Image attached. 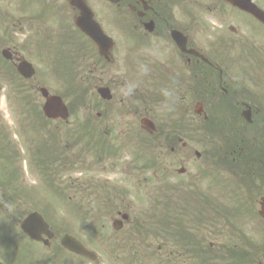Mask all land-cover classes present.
I'll use <instances>...</instances> for the list:
<instances>
[{
	"label": "rangeland",
	"instance_id": "1",
	"mask_svg": "<svg viewBox=\"0 0 264 264\" xmlns=\"http://www.w3.org/2000/svg\"><path fill=\"white\" fill-rule=\"evenodd\" d=\"M5 1L0 9L1 20L20 18L24 9L35 19H41L45 30L39 36L36 33L40 30L28 29L27 25H20L17 19L14 20L16 38L12 39L11 34L3 32L0 40L2 48L10 46L26 61H32L36 72L31 80H23L15 70L11 72L0 63V122L6 128L5 137L9 142L1 132L0 171L4 175L0 180L8 178L10 184H4L3 195L0 196V259L3 261L4 258L8 263L11 261L8 248L14 251L19 248L18 241H15V236H22L19 223L28 212L37 209L57 233L54 247L50 250L27 242L29 256H39L36 257L37 262L43 261L42 254L48 258L62 254L58 262L63 264H236L237 258L228 256V251L235 248L243 253L244 264H257L260 258L264 264V241L259 240L260 228L249 223V218H246L247 215L244 218L239 207L241 205L244 209L242 204L250 207L252 203L245 192L246 185L240 181L239 171L220 165L222 162L214 164L210 158V163L204 160L205 157L196 161L193 154L188 165L178 161L176 154L159 156L158 142L145 135L142 139L134 137L137 133L131 136L124 134L125 143L121 142L118 150L105 147L104 158L102 145L98 143L94 131H90L91 127L87 133L83 127L74 126V118H70L66 124L61 121L54 124L42 118L43 101L36 91L37 87L42 86L49 93L62 94L65 102L70 103L72 111L76 113L80 106L79 69L83 67L81 64L84 59H92L89 58L91 53L89 48L84 49L86 44L81 37L70 35L71 40L64 33L58 35L59 31L66 30L67 23L55 8L48 9L40 0ZM257 2L264 9V0ZM221 6L231 13L228 6ZM200 11L195 5L190 15L199 17ZM233 13L241 24L244 22V27L245 22L247 25L242 34V29L237 26L243 40L238 46L241 52L232 50L227 54L225 50L230 47L227 39L210 25L205 26V35L218 42L216 52L222 54L223 58L229 56L233 65L242 72L237 79L246 87L248 85L250 91L256 92L257 99H253L259 108L262 107L260 115L264 117V30L243 14L237 11ZM227 20V23L237 25L229 15ZM108 21H112V18L109 17ZM109 27L113 28L109 30V35L117 38L120 45H126L130 50L132 46H137L138 39L132 32L116 26ZM193 34L196 35L195 32ZM48 36L54 38L51 44ZM62 41L68 42L59 47ZM82 88H86V83ZM159 108L157 105L156 109L160 112ZM221 117L211 124L200 126V133L186 136L188 145L203 153L206 150L204 145L223 142L218 135L230 131L232 118ZM197 134L199 140L196 141ZM197 143H201L200 148ZM112 157L120 166L118 179L113 171L103 166ZM165 163L171 174L163 172ZM198 163L199 167L212 164L217 170L212 171L214 175L227 181H214L213 193H220L216 194L215 201L225 198L231 202L226 196L234 193L233 183L237 186L241 199L239 204L232 202V205L235 212L241 215L234 218L236 226L233 222L228 223L229 216L221 217L220 221L205 222L211 218V200H205V197L202 199L205 216L200 215L201 208L195 196L200 187L195 182L198 180ZM180 166L185 167L190 175L176 173ZM104 169L107 171L104 172ZM206 171L203 170L201 176H205ZM209 179L206 176L207 184L211 181ZM198 192L201 195L209 194L206 188ZM33 195L36 205L30 201ZM224 203L223 207L231 204L228 201ZM213 208H218V205ZM118 213H126L129 220L121 231L116 232L112 230L111 222L113 218H118ZM254 230L255 236L247 237L249 241L242 239V236L246 237L247 233ZM67 232L70 235L73 233L90 251L97 253V260L90 262L59 251L58 241ZM66 257L70 258L69 262Z\"/></svg>",
	"mask_w": 264,
	"mask_h": 264
},
{
	"label": "flooded vegetation",
	"instance_id": "2",
	"mask_svg": "<svg viewBox=\"0 0 264 264\" xmlns=\"http://www.w3.org/2000/svg\"><path fill=\"white\" fill-rule=\"evenodd\" d=\"M40 1L48 9L55 8L60 15L65 17L66 30L58 33L66 34L71 40L70 35L81 37L86 44L84 49L89 48L90 50L89 58L92 59L88 61L84 59L81 64L83 67L79 69L81 70L80 80H86L88 84L85 94L80 99L82 115L80 121H86L89 116L94 115L93 122L90 124L98 138V143L102 145L104 158L106 156L103 153L105 147H109V150H118L121 148L120 143L123 142V138H126L124 134L131 136L137 133L134 137L142 139L145 135L148 139L158 142L159 156L176 154L178 161L186 162L188 165L192 154L196 160H200L203 154L197 155L199 151L188 145L189 142L185 140V137L194 135L196 132L200 133V126L210 124L217 119L220 120L221 115L231 117L236 128L228 136L220 135L223 142L214 145L217 147L215 155L219 157L220 150L226 155H235L244 160L247 155H250L249 143L244 141L245 132L239 118L248 109H250L251 116L258 114L257 101L254 100L257 99V94L239 83L237 77L242 72L233 65L230 57L223 58L222 54L216 52L218 42L215 43L214 40L206 37L205 26L201 27L202 24L205 25L202 21L204 19L216 18L220 20L221 25L227 23L228 14L219 9L220 3L222 1L226 3V0H191V3L196 6L203 4L202 8L205 12L199 17L190 16L188 8H181L184 2H188L187 0H121L115 3L109 0H82L92 11L102 33L112 39V46L104 55L101 54L96 44L75 26L74 20L78 18L79 12L74 5H70V0ZM5 3V0H0V9ZM39 11L40 8L37 12ZM106 13L112 21H108L109 17ZM17 19L20 25L22 23L27 25L28 29L40 30L36 34L43 35L45 25L41 19H35L24 9H22L20 18ZM17 19L14 17H8L5 21L0 19V40L3 32L16 36L14 20ZM109 25L132 32L138 39L137 46H132L130 50L128 46L120 45L117 38L109 35V30L113 29ZM230 28H227L229 31L227 41L230 45L228 49L239 53L241 52L238 51L240 37L235 29ZM220 31L226 32L224 29ZM174 32L181 33L186 38L184 51L194 49L199 56L179 51L178 44L173 39L172 33ZM2 47L0 43L1 49L9 51V62L15 67L21 58L20 53L10 46ZM140 64L148 66L147 74L139 73ZM130 82L136 83L137 87L131 95H124L121 89ZM164 88H174L176 91L177 98L169 110H162L164 98L161 90ZM157 105L160 107V112L156 109ZM76 125L81 124L76 123ZM118 129H122L120 134L117 133ZM196 137H198L196 141L199 140V134ZM197 145L200 148L201 143ZM207 146H212V144L204 145L206 148ZM258 150L263 169L262 148ZM113 154L119 156L117 153ZM103 166L113 171L114 176L119 178L121 171L115 158L108 159ZM184 168L180 166L175 172L189 176L190 173ZM205 170H207L206 167ZM106 171L104 169V172ZM166 171L170 173L169 166L165 163L163 172ZM196 172V177H198L202 174V168H197ZM261 180L263 183L264 170L261 173ZM105 183L108 182L105 181ZM247 192L253 203L252 208L254 203L257 204L254 212L258 215L260 199L264 198V187L257 185L254 188H248ZM260 224L263 227L261 220ZM50 230L53 237L47 242L48 245L38 243L48 250L54 247L53 242L57 237V233L51 227ZM43 239L46 237L43 236ZM68 255L76 256L69 253ZM43 257L42 262H37L36 259L31 261L19 258L16 264H63L57 261L56 256Z\"/></svg>",
	"mask_w": 264,
	"mask_h": 264
},
{
	"label": "water",
	"instance_id": "3",
	"mask_svg": "<svg viewBox=\"0 0 264 264\" xmlns=\"http://www.w3.org/2000/svg\"><path fill=\"white\" fill-rule=\"evenodd\" d=\"M111 1H114V0H111ZM230 2L234 4L235 6H237L238 8H241L242 10H248L249 8V7L247 8L246 0H230ZM72 3L74 5L78 4L76 0H73ZM249 11L253 13V15L256 18L260 19L264 23V15L260 11L253 10L251 8H249ZM79 23H80L79 26L82 30L88 31V29L91 28V26L87 22L86 16L84 17L82 16V18H80L79 20ZM89 35L95 38L96 40L102 38V35L96 32L95 30L94 32L93 31L91 33L89 32ZM102 44H100L99 46H101ZM19 71L22 72V74L26 78L31 77V74L33 73L31 71V68L28 65L26 66L25 64L23 65L22 70L20 69ZM40 92L46 98V103H45V106L43 107L44 114L47 117L53 118V119L57 117H64L65 110L61 106V103L59 102V100L55 97L49 98L45 90H42V91L40 90ZM261 213L264 219V207ZM21 228L25 234H28L32 239L36 241L39 239L40 233L46 231V225L45 223L42 222L39 215H30L29 217H27V219L22 223ZM115 228H117L116 225H115ZM62 244L71 252L73 251L81 255L83 254L91 259H93L94 257V254L86 251L83 248V246H81L79 243L74 241L72 238L66 237L65 241H63Z\"/></svg>",
	"mask_w": 264,
	"mask_h": 264
},
{
	"label": "clouds",
	"instance_id": "4",
	"mask_svg": "<svg viewBox=\"0 0 264 264\" xmlns=\"http://www.w3.org/2000/svg\"><path fill=\"white\" fill-rule=\"evenodd\" d=\"M138 70L141 75L147 74V72L149 71L146 64H140ZM136 87V83L130 82L127 83L124 88L121 89V91L124 95H131ZM161 95L164 98L162 103V110H169L171 108V105L175 103V100L177 98L175 89L164 88L161 90Z\"/></svg>",
	"mask_w": 264,
	"mask_h": 264
}]
</instances>
